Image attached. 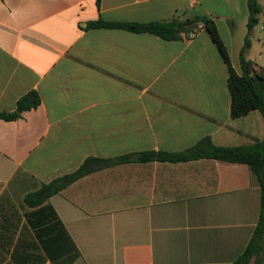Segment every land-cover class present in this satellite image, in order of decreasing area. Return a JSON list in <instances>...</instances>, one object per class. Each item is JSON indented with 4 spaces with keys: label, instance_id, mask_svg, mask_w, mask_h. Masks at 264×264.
<instances>
[{
    "label": "crops",
    "instance_id": "0c3cea01",
    "mask_svg": "<svg viewBox=\"0 0 264 264\" xmlns=\"http://www.w3.org/2000/svg\"><path fill=\"white\" fill-rule=\"evenodd\" d=\"M257 1L246 52L255 72L264 69ZM204 15L241 75L248 0H0V112H13L29 91L41 98L20 119H0V223L13 222L0 227V264L65 263L75 252L68 238L79 252L71 264H231L245 250L262 190L243 163L130 162L85 174L42 205L61 222L41 231L46 247L29 222L38 208L23 201L90 158L182 152L208 137L223 147L264 139L260 111L232 117L228 66L201 24L193 38L169 41L86 29L96 20Z\"/></svg>",
    "mask_w": 264,
    "mask_h": 264
},
{
    "label": "trees",
    "instance_id": "16d2710c",
    "mask_svg": "<svg viewBox=\"0 0 264 264\" xmlns=\"http://www.w3.org/2000/svg\"><path fill=\"white\" fill-rule=\"evenodd\" d=\"M96 3L100 7L101 0H96ZM248 6L250 12L248 34L240 52V62L243 71L241 75L236 72L230 62L228 51L220 38L215 22L206 15L186 21H180L178 19L153 22H108L96 20L87 23L86 29H122L133 33L155 35L169 41L177 40L182 35L185 36V34L192 31L189 28L196 25L193 28V30H196L199 28V24H201L211 34L228 66V87L232 100V117L239 118L253 110L260 111L264 116V69L255 72L251 69V62L246 60V52L251 47L249 36L252 28L258 21L257 16L262 8L257 0H248ZM40 103L41 98L39 94L34 90L29 91L18 100L17 108L13 112H0V119L6 121L18 120L24 112L37 108ZM203 158H213L231 163H243L248 165L257 176L262 190L259 221L245 250L231 264H264V139L252 145L223 147L216 146L208 137L182 152L150 150L123 155L114 159L90 158L76 172L59 177L50 183L43 184L39 189L29 192L24 196V205L28 208H38L36 213H38V216L40 215L37 221L30 220V225L35 231H39L40 242L45 246L48 238L47 240L43 239L45 234H42L41 231H52V226L61 225V222L58 220L54 211L50 210V208H43L42 205L50 197L58 194L80 177L95 170L120 163L152 161L179 163ZM47 210L51 212H46ZM51 213H53L55 218L50 217ZM27 216L29 219L30 215L27 214ZM11 222V219L5 216L0 223V227L8 228L13 225V222ZM68 240L71 244L69 248L70 252L72 253V249L75 252L66 257L67 262L62 264H71L79 256V252L73 246L70 238ZM52 259L54 260V264H60L53 256Z\"/></svg>",
    "mask_w": 264,
    "mask_h": 264
},
{
    "label": "built area",
    "instance_id": "2783aa9c",
    "mask_svg": "<svg viewBox=\"0 0 264 264\" xmlns=\"http://www.w3.org/2000/svg\"><path fill=\"white\" fill-rule=\"evenodd\" d=\"M197 33H198V29L190 31L189 33L185 34V36H186L187 38H190V39H191V38H193L194 36H196Z\"/></svg>",
    "mask_w": 264,
    "mask_h": 264
}]
</instances>
